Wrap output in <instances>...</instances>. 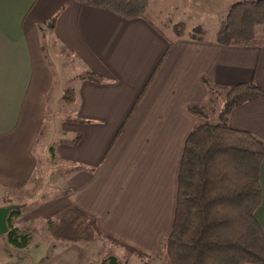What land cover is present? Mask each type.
<instances>
[{
  "label": "crops",
  "instance_id": "0c3cea01",
  "mask_svg": "<svg viewBox=\"0 0 264 264\" xmlns=\"http://www.w3.org/2000/svg\"><path fill=\"white\" fill-rule=\"evenodd\" d=\"M204 1L194 3L200 11ZM207 1L217 7L240 0ZM149 8L144 18L125 19L73 0H0V207L18 209L12 225L32 237L16 249L0 234V264H27L33 248L89 264V243H62L47 231L67 206L95 218L107 239L160 257L185 142L205 119L190 109H203L210 90L240 83L264 92V48L218 43L221 22L200 37L191 30L168 35ZM54 60L68 70L57 73ZM84 73L102 81L77 77ZM70 86L75 100L56 118ZM55 119L62 128L55 130ZM227 123L264 140V94L232 108ZM53 138L64 140L52 159L69 168L64 195L43 176ZM259 180L255 219L264 232V159Z\"/></svg>",
  "mask_w": 264,
  "mask_h": 264
},
{
  "label": "trees",
  "instance_id": "16d2710c",
  "mask_svg": "<svg viewBox=\"0 0 264 264\" xmlns=\"http://www.w3.org/2000/svg\"><path fill=\"white\" fill-rule=\"evenodd\" d=\"M73 1L106 9L125 19L144 18L148 7V0ZM54 24L55 18L49 26ZM202 34L203 29L196 27L192 37ZM216 41L229 46L264 48V0L233 3L217 29ZM77 77L102 81L93 73ZM263 94L254 82L226 89L220 121L215 124L199 121L190 132L180 161L174 221L163 242L171 264H264V232L255 219L262 198L259 171L264 159V140L232 129L227 123L232 108ZM62 100L68 103L75 100L72 86L65 89ZM190 110L202 113V108ZM19 215L18 209L10 212L5 238L11 247L24 249L32 237L13 227V218ZM47 231L53 239L66 243L106 238L95 218L73 206L65 207L48 220ZM102 264L121 263L110 256Z\"/></svg>",
  "mask_w": 264,
  "mask_h": 264
},
{
  "label": "rangeland",
  "instance_id": "374dc122",
  "mask_svg": "<svg viewBox=\"0 0 264 264\" xmlns=\"http://www.w3.org/2000/svg\"><path fill=\"white\" fill-rule=\"evenodd\" d=\"M195 1L196 0H148L150 10L147 14L152 20H156V24H158L160 28L168 35L175 32L185 33L188 30H191V32H193L194 28L196 27H201L203 29V32L206 31L210 33L214 30L213 25L216 26L218 22H221L227 15V12L230 8V3H228L229 1L224 2L222 6L216 7V5L212 1L205 0L204 2H202L205 3V9L202 8L203 10H201L205 13H202L195 6ZM157 15L161 16V21L157 20V18L155 17ZM53 64L57 73L58 71L60 72V70H68L64 65L63 68H61L58 60H54ZM225 94L226 90L222 89L211 92L210 98L206 101V104L202 109V113L205 115V119H200V122L206 121L215 124L220 121L219 119L221 112L225 107ZM67 105L68 103L64 102L63 100L59 102V107H57V110L55 111L56 118L58 115L60 117L62 116L63 112L67 108ZM61 119H55L54 122L57 124L55 126V130L62 128V123L60 122ZM46 130L47 128H45V131ZM45 134L46 132L42 135L45 136ZM46 137L47 136H45V138ZM47 141H50L48 148H46L47 157L50 159V161L46 160L48 162V165L46 167V171L43 173V176L44 179L46 178V181L52 179L53 181L51 182L56 187L55 191L58 190L60 195H64L67 190L66 178L69 168L64 163L52 160V149L56 148V146L64 142V140L53 138L50 140L48 139ZM37 227V232H40L42 229L40 230V226ZM1 237L4 236L1 235ZM103 239L97 238L96 240L89 242L91 250V260L89 264H102L110 256L116 257L121 264H171L165 251L160 257H148L142 253L138 254L136 252H132L121 244L116 245L107 238ZM81 243L85 244L87 242ZM26 256H30L28 257L27 264H74L69 252L54 251L53 248L47 249L42 252L41 248H33L26 254ZM39 256L42 259L40 261H36V259H40L38 258ZM12 258L14 259V256ZM48 260L49 262H47ZM157 261H159V263Z\"/></svg>",
  "mask_w": 264,
  "mask_h": 264
},
{
  "label": "water",
  "instance_id": "95a60500",
  "mask_svg": "<svg viewBox=\"0 0 264 264\" xmlns=\"http://www.w3.org/2000/svg\"><path fill=\"white\" fill-rule=\"evenodd\" d=\"M14 208V206L0 207V234L2 235L6 234L9 230L8 218Z\"/></svg>",
  "mask_w": 264,
  "mask_h": 264
}]
</instances>
